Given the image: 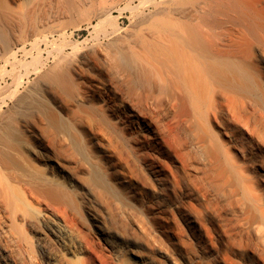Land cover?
Here are the masks:
<instances>
[{"label":"bare ground","instance_id":"bare-ground-1","mask_svg":"<svg viewBox=\"0 0 264 264\" xmlns=\"http://www.w3.org/2000/svg\"><path fill=\"white\" fill-rule=\"evenodd\" d=\"M28 82L70 92L150 196L122 193L120 168L108 166L110 185L87 159L102 200L48 151L15 145L9 105L22 107ZM24 119L18 129L39 134ZM148 203L215 264H264V0H0V264H176Z\"/></svg>","mask_w":264,"mask_h":264},{"label":"rangeland","instance_id":"rangeland-1","mask_svg":"<svg viewBox=\"0 0 264 264\" xmlns=\"http://www.w3.org/2000/svg\"><path fill=\"white\" fill-rule=\"evenodd\" d=\"M126 24H128L127 19H126ZM88 35H89V32L87 30L80 31L79 40H83ZM20 59H23V58L20 57ZM31 80L33 81V78ZM33 83L34 82L32 83L28 82L25 85V88L29 87L30 89H32L33 87L32 89L33 93L31 92L30 95H28L29 98L28 97L26 98L27 100H25V102L22 104V107L20 106V107L15 108L14 106L9 105L10 107L8 111L10 112L9 116L14 117V118L12 119L9 118L10 122H8L7 128L9 129L8 133L14 139L12 141L13 143H15V145L16 143L19 142L25 146L43 148L44 150L48 151V154L50 155V157L54 159L55 161H57L64 169H66L67 171L69 170V172H71L73 176L77 178L80 177L79 180L82 179L81 181L83 183L84 182L86 183L88 181L87 174L85 172L87 168L83 164H80V163L81 162L84 163V161L87 162V159H90V160L94 159V161H98V164L97 162H95V165L98 166V168L100 169V172H102V174L106 176L108 180H110L109 181L110 185L113 183L115 185L114 179H116L115 178L116 176L122 175L123 177L126 178L127 183H125V185L122 184V187L121 185H118V188L120 189L122 193L128 196H130V194L133 195L134 194L133 190L136 188L137 190H135V194L140 195L145 198H148L150 196L148 195L149 192L147 190L149 186L147 183L148 181H146L147 179L144 173H141L142 171L139 172L138 171L139 169L136 170V168L138 167L133 163L134 161L126 153H124L125 151L123 152V148L119 144V142L116 139H114L112 135L109 136L110 135L109 131L105 129L104 126L102 125L100 126V124L98 126V123H95L94 121H92L88 115H85V113L83 114V112H80V111L79 113L76 112L77 111L76 109L78 108H76L77 106L74 101V97L70 92L64 89L62 90V88L57 87V86H50L48 84L46 86L45 85L35 86ZM16 109L18 110V112ZM11 112L12 113L14 112V113L12 114ZM73 112L76 114L75 117L72 114ZM50 116H56L58 118L59 125L56 124V126H52L50 123H44L46 122V120L49 119ZM71 116L73 117L70 118ZM24 118L25 119L27 118L26 121H29V122L36 121V124L37 123L39 124L38 125V127L40 128L39 134L36 135L34 133H27L25 130H23L25 128L24 126L22 127V125L20 127L21 129H18L15 123L17 122V120H23ZM43 119H44V122H43ZM71 119L74 121H72ZM41 120L42 122H40ZM22 131L25 132L27 135L24 134ZM61 134H63L64 136L69 135L72 139V142L67 143L65 141L66 143L64 146L63 145L64 141L60 142L61 139L59 140V138L62 137L60 136ZM70 144L71 146H68ZM99 147H102V149L108 155L107 158L109 159H105V156L99 153L98 151ZM32 159L33 158H31V160ZM32 162H34L35 164L42 167V169H44L43 166L41 165V162L34 161V160H32ZM107 162L109 163V165H107L108 164ZM110 164L112 166L115 165V167L120 168L119 175L117 173L116 174L111 173L112 171L110 170V167L112 166ZM101 165L102 167L109 168L107 169L108 171L106 170V168H102ZM83 166L84 168H86V170L83 168ZM82 168L84 170H82ZM59 175H62V174H59ZM81 175L82 176L84 175V176L82 177ZM63 178L65 179L66 177H63ZM83 178H84V181H83ZM139 181L140 182L142 181L141 183L143 184H141ZM89 183H90L89 181L88 183H86L88 188H89ZM90 185L91 186L88 190H90L91 193L93 191L92 195H94L95 197H99L100 194L97 193L99 192L97 190V187L91 183ZM94 196L92 197L94 208H97V210L98 209L101 210L100 206H103V203H104L103 208L104 209L107 208L108 203L105 204V202L102 201L105 199L104 197L100 196V198H102L101 200L100 198L97 199ZM94 200H96L97 202ZM98 200H100L101 202L99 201L98 203ZM100 203H102V205ZM105 205L107 206L105 207ZM78 207L80 211L83 212L84 206L83 207L78 206ZM140 208L144 209L147 213L152 214L149 220L150 227L155 230V229H158V226H157L158 224H162L165 230L167 231V233L169 234L172 242L175 244V246L179 248V250L182 251L181 256H179V254L178 255L174 254V258L176 257L177 259L176 264H215L209 259V257L205 256L199 251V249H197V246L194 243V241L190 237H188L185 232L183 233L180 226L175 222V220H173L172 214L170 213L165 214V215L156 214L157 212L155 211L157 209V206L149 205V203L146 206L141 204ZM154 230L152 231L155 232ZM153 232H152V236L155 235ZM157 235L156 237H158ZM127 236L130 237V240L136 242L138 245L142 247L146 245L145 239L144 241H142L143 238L139 236L135 238V236L133 237L131 232L127 233ZM133 238H135V240ZM159 264H170V263L163 260V261H160Z\"/></svg>","mask_w":264,"mask_h":264}]
</instances>
